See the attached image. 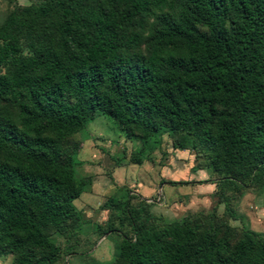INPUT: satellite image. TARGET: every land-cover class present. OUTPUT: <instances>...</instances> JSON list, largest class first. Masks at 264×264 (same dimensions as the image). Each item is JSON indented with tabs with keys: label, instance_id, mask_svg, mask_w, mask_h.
<instances>
[{
	"label": "trees",
	"instance_id": "obj_1",
	"mask_svg": "<svg viewBox=\"0 0 264 264\" xmlns=\"http://www.w3.org/2000/svg\"><path fill=\"white\" fill-rule=\"evenodd\" d=\"M0 67V254L12 264L56 263L51 236L83 223L75 135L97 114L138 139L131 161L162 134L189 151L223 209L165 221L126 191L128 231L106 220L97 230L118 232L116 252L93 264H264V234L229 224L232 195L264 190V0H36L0 21Z\"/></svg>",
	"mask_w": 264,
	"mask_h": 264
},
{
	"label": "rangeland",
	"instance_id": "obj_2",
	"mask_svg": "<svg viewBox=\"0 0 264 264\" xmlns=\"http://www.w3.org/2000/svg\"><path fill=\"white\" fill-rule=\"evenodd\" d=\"M35 2L0 0V21L15 6ZM75 139L79 141V147L75 154L74 177L87 179L90 184L72 201L83 221L77 232L70 237L51 236L63 250L61 258L54 264H93L111 260L116 252L118 232L100 234L99 231L106 220H111L117 231H128L123 218L121 225L117 223V218L122 216V201L128 192L148 201L151 213L165 221L189 211H208L213 207L220 213L223 209L213 195L211 181L215 177L210 176L206 168H195L199 161H193L189 151L173 149L165 134L161 135L158 146L140 162L130 160V154L139 146L138 139L125 135L103 115H95ZM224 191L227 196L231 195L230 190ZM232 196L229 205L234 216L229 224L234 231L248 228L264 234L262 187H246ZM109 202L112 206L107 208ZM69 249L74 252L69 253ZM0 264H12V256L0 254Z\"/></svg>",
	"mask_w": 264,
	"mask_h": 264
}]
</instances>
